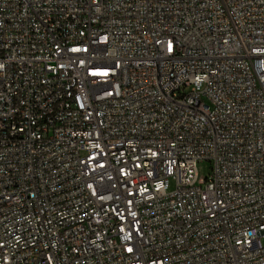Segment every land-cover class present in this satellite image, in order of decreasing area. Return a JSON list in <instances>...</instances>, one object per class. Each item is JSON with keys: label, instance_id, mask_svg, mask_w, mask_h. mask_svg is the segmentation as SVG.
<instances>
[{"label": "built area", "instance_id": "2783aa9c", "mask_svg": "<svg viewBox=\"0 0 264 264\" xmlns=\"http://www.w3.org/2000/svg\"><path fill=\"white\" fill-rule=\"evenodd\" d=\"M0 264H264V0H0Z\"/></svg>", "mask_w": 264, "mask_h": 264}, {"label": "rangeland", "instance_id": "374dc122", "mask_svg": "<svg viewBox=\"0 0 264 264\" xmlns=\"http://www.w3.org/2000/svg\"><path fill=\"white\" fill-rule=\"evenodd\" d=\"M199 176L201 178H207L212 172V164L208 161H204L199 164Z\"/></svg>", "mask_w": 264, "mask_h": 264}]
</instances>
